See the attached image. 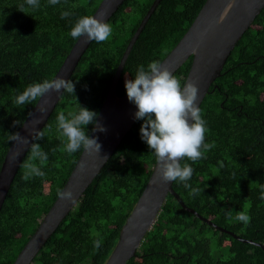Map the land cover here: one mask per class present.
I'll use <instances>...</instances> for the list:
<instances>
[{
    "label": "trees",
    "instance_id": "1",
    "mask_svg": "<svg viewBox=\"0 0 264 264\" xmlns=\"http://www.w3.org/2000/svg\"><path fill=\"white\" fill-rule=\"evenodd\" d=\"M102 0H40L32 9L25 0H0V170L12 143L39 98L18 105L16 98L30 85L53 80L77 40L70 36L76 21L93 16ZM154 0H125L108 23L107 42L93 41L70 80L75 93L64 92L34 143L48 156L35 161L43 177L23 179L30 150L23 160L0 211V264H13L62 191L83 148L65 152L66 139L57 131V117L78 113L79 106L99 114L126 47ZM206 0H162L136 41L118 83L134 79L138 67L162 62L185 35ZM21 5H24L23 11ZM72 13L61 19V13ZM191 56L174 74L182 87ZM213 144L193 163L185 188H173L184 204L215 225L199 219L169 195L137 255L127 264H264V8L244 33L222 74L201 107ZM71 118V117H68ZM136 121L115 153L86 189L77 206L46 242L32 264H106L123 226L145 189L157 162L140 138ZM93 125L85 128L90 136ZM192 189L198 194L189 195ZM232 210V219L226 215ZM250 217L245 225L236 212ZM100 239L102 246L94 247ZM259 244V245H258Z\"/></svg>",
    "mask_w": 264,
    "mask_h": 264
},
{
    "label": "water",
    "instance_id": "2",
    "mask_svg": "<svg viewBox=\"0 0 264 264\" xmlns=\"http://www.w3.org/2000/svg\"><path fill=\"white\" fill-rule=\"evenodd\" d=\"M124 1L102 0L93 17L108 23ZM161 1L154 0L130 39L109 85L106 98L97 116V130L93 131L92 129L89 136L90 139L98 138L97 142L101 145L99 154H89L83 149L62 189V191H70L72 198L70 200H62L59 197L56 199L13 264H32L46 242L77 206L86 189L92 184L137 121L134 119L137 108L128 101L126 94L122 96L118 94V83L136 41ZM263 8L264 0H206L185 35L161 62L174 75L193 56L183 86L191 84L198 88L197 105L199 108L207 94L210 93L212 85L221 76L232 51ZM85 39L86 37H82L76 41L53 80L56 78L70 80L72 78L83 55L93 42L84 43ZM63 93V90L59 93L50 92L39 98L17 132L22 139L12 141L0 170V211L24 158L48 122ZM99 127L104 128L105 131H99ZM173 183L174 181L168 183L163 181L161 167L156 162L149 181L128 216L121 230L119 241L106 264H127L137 255L143 240L156 223L169 195H172L182 207L195 214L199 219L239 240L253 243L220 228L199 215L194 209L187 207L174 190Z\"/></svg>",
    "mask_w": 264,
    "mask_h": 264
},
{
    "label": "clouds",
    "instance_id": "3",
    "mask_svg": "<svg viewBox=\"0 0 264 264\" xmlns=\"http://www.w3.org/2000/svg\"><path fill=\"white\" fill-rule=\"evenodd\" d=\"M32 9L40 7V0H25ZM50 5H58L61 0H48ZM23 11L24 5H21ZM69 11L61 13V19L71 16ZM74 40L86 37L84 43L95 41L96 43L107 42L113 34L112 26L102 19L93 16L79 18L70 31ZM75 93V84L72 80L56 78L45 80L28 86L22 94L16 98L18 105L29 104L38 98L44 97L50 92ZM127 99L133 103L137 111L134 119L142 121L140 138L145 142L151 153L155 155L161 167V176L165 183L180 181L185 188H191L188 181L193 174V168L182 161L190 160L193 163L204 158V154L214 147L213 144L205 143L206 121L202 118L201 110L197 105L198 88L187 84L182 87L176 78L160 62L153 61L145 66L138 67L134 79L125 81ZM97 116L94 111L79 106L78 113H69L68 118L64 112L57 117V131L66 139L64 151L73 154L83 148L85 152L99 154L101 145L98 138H89L85 128L93 125V131L97 130ZM99 131H105L99 127ZM43 136V132L39 133ZM19 134L10 135V141H19ZM48 156L42 151L38 143L31 145L29 162L23 166L26 169L23 179L28 180L33 176L43 177L45 173L37 166L35 161L44 165ZM199 189H192L189 195L198 194ZM57 195L62 200H70V191H59ZM229 220L232 219V210L226 212ZM235 219L243 224L250 223L251 217L244 211L236 212ZM102 241L96 239L94 247L99 249Z\"/></svg>",
    "mask_w": 264,
    "mask_h": 264
}]
</instances>
